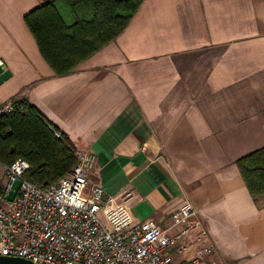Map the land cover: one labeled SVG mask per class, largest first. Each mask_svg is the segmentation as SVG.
<instances>
[{
    "label": "crops",
    "instance_id": "obj_1",
    "mask_svg": "<svg viewBox=\"0 0 264 264\" xmlns=\"http://www.w3.org/2000/svg\"><path fill=\"white\" fill-rule=\"evenodd\" d=\"M43 1L0 0V107L25 99L93 153L91 182L129 194L138 221L167 227L188 202L218 263L264 264V196L236 166L264 147V0H143L62 77L24 24Z\"/></svg>",
    "mask_w": 264,
    "mask_h": 264
},
{
    "label": "built area",
    "instance_id": "obj_2",
    "mask_svg": "<svg viewBox=\"0 0 264 264\" xmlns=\"http://www.w3.org/2000/svg\"><path fill=\"white\" fill-rule=\"evenodd\" d=\"M11 111L12 102L2 105L0 117ZM73 156L72 168L48 186L24 179L29 165L22 159L0 164V256L34 264H223L190 203L171 213L167 227L138 221L129 194L105 195L91 182L95 155L75 149Z\"/></svg>",
    "mask_w": 264,
    "mask_h": 264
},
{
    "label": "trees",
    "instance_id": "obj_3",
    "mask_svg": "<svg viewBox=\"0 0 264 264\" xmlns=\"http://www.w3.org/2000/svg\"><path fill=\"white\" fill-rule=\"evenodd\" d=\"M143 0H44L24 16L40 56L55 76L69 75L83 61L113 42ZM59 136H56V135ZM75 147L27 100L12 101L0 117V164L22 159L24 179L51 185L74 165ZM252 200L264 196V147L236 161Z\"/></svg>",
    "mask_w": 264,
    "mask_h": 264
},
{
    "label": "water",
    "instance_id": "obj_4",
    "mask_svg": "<svg viewBox=\"0 0 264 264\" xmlns=\"http://www.w3.org/2000/svg\"><path fill=\"white\" fill-rule=\"evenodd\" d=\"M0 264H34V263L21 258L0 256Z\"/></svg>",
    "mask_w": 264,
    "mask_h": 264
},
{
    "label": "rangeland",
    "instance_id": "obj_5",
    "mask_svg": "<svg viewBox=\"0 0 264 264\" xmlns=\"http://www.w3.org/2000/svg\"><path fill=\"white\" fill-rule=\"evenodd\" d=\"M3 173H4V170H3V168H1L0 169V184L5 185L6 184V178L3 176ZM18 185H19V182L16 181V183L13 185L12 191L10 192V196H12L14 194L15 190H17ZM223 264H240V263L235 262V261H226V262H223Z\"/></svg>",
    "mask_w": 264,
    "mask_h": 264
}]
</instances>
